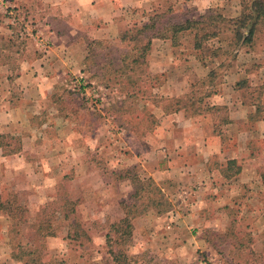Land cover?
<instances>
[{
  "label": "rangeland",
  "instance_id": "rangeland-1",
  "mask_svg": "<svg viewBox=\"0 0 264 264\" xmlns=\"http://www.w3.org/2000/svg\"><path fill=\"white\" fill-rule=\"evenodd\" d=\"M234 1L209 8L236 17L242 10V0ZM171 2L174 10L171 16L176 19L203 14L209 9L199 8L194 0ZM29 3V0H0V25L9 33L20 34L14 45L5 41L0 45L9 44L12 50L30 43V48L46 61L51 58L55 40L48 32L44 11L38 9L27 16ZM170 4L169 0H161L153 10L164 11ZM146 17L145 13L144 21ZM140 20L143 21L139 15L118 36L101 40L103 45L96 46L94 52L89 51L88 36L82 44H73L75 39L67 37L73 45L70 53L55 52L49 66L40 61L32 66L30 74L36 79L33 84L51 92L50 98L44 102L38 96L40 113L34 120L38 129L33 123H15L7 128L13 134H4L2 141L6 147L0 150V203L15 194L19 204L27 209L18 218H28L27 224H48L50 219L58 235L41 239L27 224L19 225V231H11L9 216L0 210V264H33L28 260L31 255L21 253L36 249L46 264H264L261 178L264 137L254 135L259 120H249L255 111L252 105L244 104L249 113L246 122L237 113V107H243L237 104V99L243 101L245 97L249 103L259 92L264 105V28L253 47L242 48L230 67L218 69L212 85L209 80L204 84L202 81L224 56L208 58L205 66L194 52L192 36L187 32L180 34L177 46L170 40L156 38L145 57L136 63L122 62L129 47L120 36ZM215 45L211 42L209 47ZM210 51L209 48L205 53L208 55ZM66 55L71 59L63 62L61 57ZM238 78H247L250 86L236 91ZM228 89L238 97L232 96L229 106L217 104L214 99L222 101L224 96L219 95L223 91L227 94ZM20 92L24 90L19 88L15 94ZM192 92H197V97L204 95V112L186 110L185 117L197 116L203 125L212 122L224 147L222 153L203 156L216 161L219 170L230 166L233 173L238 160L237 164L229 165L228 161L237 159L233 158L236 155L239 163L246 165V181L225 179L218 174L211 176L214 171L207 173L205 169L198 172L197 181L187 169V176L179 178V162L186 161L185 167L191 164L193 168L196 163H192L198 158L190 153L184 160L179 149L172 146L173 140L169 149L164 140L166 132L173 133L171 129L177 119L171 114L177 107L175 100H182ZM213 106L227 107V111L213 110ZM162 110L171 114L165 115L164 124L160 123ZM218 126L221 132H216ZM205 133H200V140L186 143L181 149L183 153L208 146ZM171 150L178 155L174 157ZM9 151L17 152L14 155ZM129 175L136 178L139 190L136 197L135 182L126 178ZM147 178L154 180L165 194L163 199L171 205L164 213L150 207L157 193L143 184ZM65 198L77 200V219L81 225L78 231H85L87 236L80 234L73 239L67 236L75 228L63 227L57 210ZM127 208L143 213L132 219L133 233L126 237L108 223L122 219ZM97 236L102 244L94 241ZM35 238V245H27ZM20 245L24 248L20 249ZM110 249L118 252L120 262L114 260Z\"/></svg>",
  "mask_w": 264,
  "mask_h": 264
},
{
  "label": "crops",
  "instance_id": "crops-1",
  "mask_svg": "<svg viewBox=\"0 0 264 264\" xmlns=\"http://www.w3.org/2000/svg\"><path fill=\"white\" fill-rule=\"evenodd\" d=\"M159 1L161 0H29L30 3L28 6L29 11H27V16H31V14H29L30 12H38V9L45 12L43 14L47 19L46 26L48 27L49 34L55 40V46L51 48V58L43 61L42 58H39V53L30 48V43L28 46L26 45L21 48L18 46L16 49L14 48L12 50L10 49L11 47L9 44H7L8 46L6 44L5 46L0 45V134L4 135L5 132L10 134L11 132H8L9 130L7 128L10 124L15 123L20 124L24 122L29 125L33 123L37 129L39 128V126L34 122L37 114L40 113L37 99L39 96V98H41L39 100H43L45 102L46 99L48 100L50 98L49 94L51 92L48 90H40L38 88V83L33 84L36 80L35 78H32L30 74V70L33 65L40 61L44 64V66H49L48 63L52 59L53 53H70L73 50V45L66 39L67 37L75 39L73 40V44H82L86 42L87 36L91 40H104L111 38L112 36H118L122 28H126L129 24L137 20L139 15L140 18L144 20L145 13L152 11L154 9V5ZM170 1L177 2L179 0ZM224 1H226V3H229L230 1L235 2L234 0H194V3L199 8H209L210 5L217 3H219V5H223ZM237 1L240 2V0ZM35 3L38 6L35 5ZM0 26V43L5 41L14 45V41L19 39L20 34L14 33L13 31L9 33L6 28H3V24ZM59 26L64 27L66 30H61ZM27 40L30 42L29 39ZM162 41H165V39ZM83 52H85V47L83 48ZM21 57L22 59H20ZM64 57L65 56L61 57L63 62H66L67 59H71L69 55H66L65 59ZM15 60L18 61L17 64L15 63ZM238 80L239 78L236 81ZM25 81H32V83L24 84ZM16 82L18 83L17 86ZM19 88L21 91L24 90V93L20 92V95H16L15 91L19 90ZM27 92H29L28 97L26 95ZM225 92L226 91H223V93L219 95L220 98L224 96L222 101L215 99L214 101H217V104L219 103L229 106L231 104L230 99H232V96L236 98L238 95L232 94L229 89L227 94H224ZM40 93H42V95H40ZM177 95H179V93H174V96L178 97ZM237 102L238 105H243V107H237V113L242 117V120L246 122V120H248L247 116L249 113L245 109L243 101H240V98L237 99ZM253 107L255 108L254 105H252V108ZM171 114H175L177 119L173 122V129H171L173 133L166 132V138L164 140V142H166L165 145L169 149L171 145L170 140H173L172 146L179 149L181 152L180 157H184V160H186L185 158L189 156L190 153H193V157L198 158L192 163V165L196 163L193 168H190L191 164H188V167H185L187 163L186 161L179 162V178L187 176L185 173L191 171L192 173L189 176H191L193 180L197 181L199 179L198 172L201 171V169H205L207 173L214 171L211 176H217L218 174L219 177L222 176L225 179H230L224 174V170L226 168L219 170L216 166V161H210V157L208 158L207 156H203L223 152V142L221 141V143V137L214 133L212 122H210V125H203V123L198 121L199 117L197 118V116H195V118H186L185 110H177ZM160 115V123L164 124L166 120L164 110L161 111ZM168 115L166 116L168 117ZM204 131H206L204 139L207 138L209 145H204L201 149L199 147L197 148V151H193V149H191L190 151L183 153L181 149L185 148L184 146H187L185 144L191 140H200V133ZM240 135L242 137L245 136L243 134ZM254 135L257 137H264V119L255 123ZM1 149L3 148L0 147V150ZM242 149H245V145H243ZM16 152H13L15 153L14 155H16ZM171 152L174 157L178 155L175 150H171L170 153ZM233 158H237L232 160H238V165L241 167V170L239 174H236L231 179L237 178L241 181H246V165L243 166V164L239 163L240 159H238L236 155H234ZM171 174L173 177H176V175L172 172ZM255 174L256 172L253 171L252 176ZM155 179L158 180L156 177ZM94 241L97 244H102V240H100L99 236H97V238L95 237ZM101 258L103 257L101 256Z\"/></svg>",
  "mask_w": 264,
  "mask_h": 264
},
{
  "label": "trees",
  "instance_id": "trees-1",
  "mask_svg": "<svg viewBox=\"0 0 264 264\" xmlns=\"http://www.w3.org/2000/svg\"><path fill=\"white\" fill-rule=\"evenodd\" d=\"M170 4L168 8L164 11H159L158 9L153 10L152 12L146 13V20L141 21L139 23H135L127 30L123 31L120 39L123 43H125L129 50L122 56V62L125 64H129L132 60L133 63H136L140 58L145 57L149 52L153 39H165L172 41L173 46H177L180 38V34L188 33V35L192 36V46L194 52L197 54V57L201 62L207 66L208 58H216L220 56H224L221 63L217 65L215 68L211 69L202 83L214 84V80L218 76V69H221L225 66V68L230 67L233 62H235L238 58V54L240 50L244 47H253L256 43L258 34L264 28V0H242L241 6L242 10L240 14L236 17H227L225 16L218 8H209L203 14L193 15L191 17L176 19L174 16H171L174 13L173 3L169 0ZM196 10V9H195ZM211 42L215 43V47H209ZM104 41L101 40H90L88 41L89 51L95 50L96 46L103 45ZM211 49L210 53L207 55L205 51ZM88 57H86L87 59ZM251 83L247 78H243L238 80L234 88L236 90H242L245 88V85L250 86ZM197 92H192L184 99H176L175 102L177 104L176 109L181 110H193L194 113L204 112L202 111L204 107V95L197 97ZM261 92L257 94L255 98H253L252 102H247L246 98L243 97V104H250L255 106V111L249 115V120L257 121L264 119V116L261 113H264V105L260 100ZM244 96V95H243ZM179 103H183L182 106ZM209 108V107H208ZM213 110L215 109H225L227 111V107H211ZM211 109V110H212ZM165 111L169 112L168 107L165 106ZM220 127H216V132H221ZM5 135L0 134V147L3 149L6 147V144L3 143L2 139ZM16 151H9L7 153H13ZM237 164L236 160L228 161L229 164ZM227 165V166H228ZM236 172H230V166H228L224 170L225 176L232 178L236 174H239L241 167L237 164ZM126 175H123V177ZM122 177V178H123ZM125 178V177H124ZM131 179L132 182H135V192L133 195L136 197L139 194L138 187H136V178L135 177H126ZM261 178L264 184V172L261 173ZM141 182V181H138ZM143 184H147L153 190H156L157 196L152 198L153 203L150 207H155L157 213H164L169 210L170 203H168L167 199L164 198V193L161 188L154 182L152 178H147L143 180ZM158 191V192H157ZM18 198H16L15 194H10L6 200L1 201L0 210L6 213L11 221L10 230H21L18 226H24L30 221H27L28 218H18L17 215H22L27 213V209L19 204ZM68 202L70 204H68ZM164 204H168L165 208L161 209ZM77 200L71 201L68 198H65L64 202L60 205V208L57 209L60 211V218L62 221L63 227L69 228L73 227L74 233L68 231V237L77 238L81 234V236H87L85 231H80L81 225L79 220L77 219ZM149 207V208H150ZM126 208V206H125ZM148 208V207H147ZM143 211H139L137 209L133 210L127 208L126 215L120 219L118 222L108 223L111 229H114L115 232L119 233L121 236H130L133 233V224L132 219L141 215ZM74 215V217H71ZM48 224L42 223H30L27 224V227L34 228V234L36 236H40L41 239H44L48 236H57L58 232L53 227V223L49 219ZM69 230V229H68ZM108 241L110 236H107ZM37 238L34 240L28 241L27 245L34 244L37 241ZM20 249L24 248V245L19 246ZM122 252V251H121ZM38 250H31L29 252L23 251L21 254L31 255V258L28 259L33 264H46V261L42 259V257L37 254ZM110 253L113 256L114 260L120 262V256L118 252L110 249ZM33 254L34 255L32 257Z\"/></svg>",
  "mask_w": 264,
  "mask_h": 264
}]
</instances>
